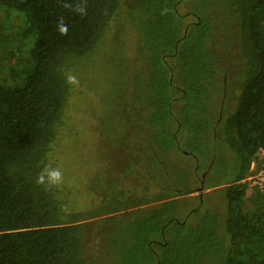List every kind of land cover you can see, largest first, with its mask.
<instances>
[{"label": "trees", "instance_id": "trees-1", "mask_svg": "<svg viewBox=\"0 0 264 264\" xmlns=\"http://www.w3.org/2000/svg\"><path fill=\"white\" fill-rule=\"evenodd\" d=\"M66 3L84 0H0L31 41L24 61L0 75V264H264V195L241 183L264 147V0H86L83 16ZM125 20L140 65L129 97L135 118L117 108L109 130L126 154L135 131L139 159L121 170L135 182L114 194L111 186L102 208L78 214L63 184L37 180L56 168L67 76ZM225 97L236 104L223 119ZM179 152L200 161L193 174L170 159ZM211 159L207 188L224 185L226 220L200 207L195 223L179 219L177 197L192 193L189 175Z\"/></svg>", "mask_w": 264, "mask_h": 264}, {"label": "rangeland", "instance_id": "rangeland-1", "mask_svg": "<svg viewBox=\"0 0 264 264\" xmlns=\"http://www.w3.org/2000/svg\"><path fill=\"white\" fill-rule=\"evenodd\" d=\"M121 24H112L104 35L98 51L83 58L71 73L77 78L78 83L72 84V96L53 157L57 162L56 168L63 173L62 184L71 194L69 199L75 207L72 208L78 214L88 213L95 207L102 208L101 203L111 186L113 190L111 194H114L120 183L126 190L135 182L132 173L127 178H122L124 180L121 179L123 167L130 161L139 159L140 153L134 148L135 131L129 130V146L132 149L128 150L127 155L117 142H115L117 146H120L116 148L112 142L114 133L109 130L119 124L117 121L119 117L115 116V112L119 114L117 108L127 114L130 113L132 120L135 118L129 97L133 91V75L140 67L137 38L130 21L125 20ZM21 26L24 27L21 20L13 15L8 16V12L0 8V36L5 38L3 41L0 40V75L3 77L8 74L11 66L24 61L28 53V47L24 42L30 45L31 41L30 39L29 42L26 41ZM13 52L17 55H13ZM235 104L234 100H228L223 119L233 113ZM170 159L180 168H186L194 173L196 164L193 157L179 152ZM138 168L141 170V177L138 173H133L140 178L138 183L141 185L147 169L144 164ZM202 174V171L197 173L196 180L189 182V187L192 186L194 189L198 187L200 184L198 178ZM116 178L120 179L119 183ZM159 182L164 188H170L172 185L170 179L166 178ZM207 186L206 181L203 202L195 192L192 195L177 197L179 219L195 223L197 216L192 215V210L200 207L201 211H206V208L216 211L223 221L226 220L227 202L222 191L224 186H217L215 190ZM107 207L109 205L103 206ZM98 210H94L93 213ZM99 219L100 217L90 219L93 222L91 229L95 228L97 224L94 222H98ZM86 222L90 221L83 223Z\"/></svg>", "mask_w": 264, "mask_h": 264}, {"label": "clouds", "instance_id": "clouds-1", "mask_svg": "<svg viewBox=\"0 0 264 264\" xmlns=\"http://www.w3.org/2000/svg\"><path fill=\"white\" fill-rule=\"evenodd\" d=\"M66 8L73 9L75 12L79 13L80 15H86L87 14V3L86 0H84V3H76L74 6L72 4L66 3L64 5ZM58 31L61 35H67L68 34V27L64 23L63 19L61 18L60 23L57 25ZM67 82L69 84H76L78 83L77 78L73 75L67 76ZM47 175L49 184H55L57 186H60L63 183V173L59 168H51L50 166H46L42 172L39 174V178L37 180V183L44 184L45 183V176Z\"/></svg>", "mask_w": 264, "mask_h": 264}, {"label": "flooded vegetation", "instance_id": "flooded-vegetation-1", "mask_svg": "<svg viewBox=\"0 0 264 264\" xmlns=\"http://www.w3.org/2000/svg\"><path fill=\"white\" fill-rule=\"evenodd\" d=\"M224 88H225V93H227L226 92V88H228L230 85L228 84V80L224 77ZM228 98L227 97H225V101L222 103V105L224 106L223 107V109L221 108V115H222V117H223V112H224V108H225V106H226V103L228 102ZM221 120H222V118H221ZM132 156V155H131ZM132 158H134V157H132ZM195 159V158H194ZM229 154H226V155H224V157H223V159H221V161L219 162V164L217 165L218 167H220V170H219V172L221 173L223 170H225V169H227L228 168V166H229ZM199 163H200V161L198 160V159H195V164H196V166H198L199 165ZM142 167H143V165H142ZM213 167H214V159H211V162L210 163H207L206 162V164H205V168H204V170H203V174H202V176L199 178V182H200V184H199V186L198 187H196L195 189H194V187H189L190 188V191L192 192V193H190L189 195H192L194 192L195 193H197L198 194V198L200 199V201L201 202H203V195H204V191H205V184H206V180H207V178L208 177H210V172H211V170L213 169ZM197 169H198V167H196V171H197ZM190 171V170H189ZM193 172H191V174H192ZM189 175V182L191 183V182H194V176L193 175ZM193 177V178H192ZM210 178H212V176L210 177ZM190 185V184H189ZM221 186H224V185H221ZM217 188V186H215V187H212V189H216ZM224 188V187H223ZM201 189H203L202 190V192H200V190ZM196 190V191H195ZM200 205V204H199ZM198 208V207H197ZM196 208V209H197ZM195 209V210H196Z\"/></svg>", "mask_w": 264, "mask_h": 264}, {"label": "built area", "instance_id": "built-area-1", "mask_svg": "<svg viewBox=\"0 0 264 264\" xmlns=\"http://www.w3.org/2000/svg\"><path fill=\"white\" fill-rule=\"evenodd\" d=\"M249 175L241 180L248 189L264 195V147H261L256 154V159L251 163Z\"/></svg>", "mask_w": 264, "mask_h": 264}, {"label": "water", "instance_id": "water-1", "mask_svg": "<svg viewBox=\"0 0 264 264\" xmlns=\"http://www.w3.org/2000/svg\"><path fill=\"white\" fill-rule=\"evenodd\" d=\"M203 189L200 190V192H202Z\"/></svg>", "mask_w": 264, "mask_h": 264}]
</instances>
